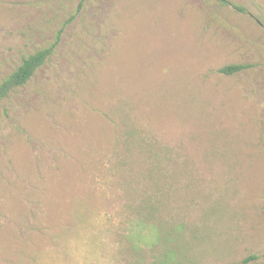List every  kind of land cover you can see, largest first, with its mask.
<instances>
[{"label": "rangeland", "instance_id": "obj_1", "mask_svg": "<svg viewBox=\"0 0 264 264\" xmlns=\"http://www.w3.org/2000/svg\"><path fill=\"white\" fill-rule=\"evenodd\" d=\"M227 1L0 0V82L61 29L0 102V264H264V0ZM131 133L176 157L142 238Z\"/></svg>", "mask_w": 264, "mask_h": 264}, {"label": "trees", "instance_id": "obj_2", "mask_svg": "<svg viewBox=\"0 0 264 264\" xmlns=\"http://www.w3.org/2000/svg\"><path fill=\"white\" fill-rule=\"evenodd\" d=\"M222 4H228L227 0H218ZM61 29L57 32L54 40L46 47H42L33 53L22 58L20 64L8 75H6L0 82V102L7 98L11 92L15 89L24 86L36 71L49 59L54 53L59 39ZM248 66L245 64H229L219 68L217 71L226 75H231L235 72L246 69ZM131 133V144L135 143L139 145V141L142 143L145 141L141 137L133 138ZM133 141V142H132ZM150 143H146V151L142 150L140 146L139 154L142 156V161L137 164L135 168V174L133 176L135 182V192L138 188L137 185L141 182H154V188L152 191H142L141 195L135 201V204L131 207V210L135 214L133 225L138 229L137 234H134L133 238H142L139 236L142 229L145 227H153L156 229L159 220V213L166 209L168 201L174 195L175 190L172 189L171 182L174 179V173L168 170L169 164L175 163L176 157L171 153L169 149H160L154 145L149 149ZM153 149V150H152ZM124 163V161L122 162ZM124 165V164H123ZM166 168V169H165ZM160 181L164 185L160 186ZM168 187L166 190L164 188ZM159 237V236H158ZM157 237V238H158Z\"/></svg>", "mask_w": 264, "mask_h": 264}]
</instances>
